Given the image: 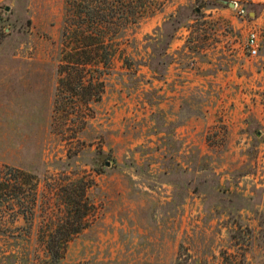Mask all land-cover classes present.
Listing matches in <instances>:
<instances>
[{
  "label": "rangeland",
  "instance_id": "1",
  "mask_svg": "<svg viewBox=\"0 0 264 264\" xmlns=\"http://www.w3.org/2000/svg\"><path fill=\"white\" fill-rule=\"evenodd\" d=\"M221 1L0 0V178L21 182L0 185V264H46L68 183L59 264H264V2ZM89 46L111 63L68 91L64 53Z\"/></svg>",
  "mask_w": 264,
  "mask_h": 264
},
{
  "label": "trees",
  "instance_id": "2",
  "mask_svg": "<svg viewBox=\"0 0 264 264\" xmlns=\"http://www.w3.org/2000/svg\"><path fill=\"white\" fill-rule=\"evenodd\" d=\"M192 12H195V10H192ZM256 13V12H255ZM95 16L92 12H90L89 18ZM84 17H82V19H84ZM176 21H179L178 19H176ZM179 24V22H178ZM91 39H93V36H90ZM93 42L89 43L90 45H92ZM102 44L104 42H101ZM166 48H163L161 52L158 53L159 55V60H157L158 63H161L162 68H165V65L167 64L166 61V53L165 50ZM112 55L113 53H111L110 51H107V48H103L99 51H95L92 50L89 46V48H84V49H80V48H75L69 51H66L64 53V71H66L68 68L73 69V71H71L67 76H63L61 78H59V84H63L66 86V90L70 89H77L79 86L85 85V83H83L84 79L83 76H78L76 73V70L78 69V67H94V71H101V69L99 68V65H102L103 68H106V66H108L111 63L112 60ZM80 69V68H79ZM102 80L99 79V76H93L92 74H90L89 76H87V82H86V93H88L90 96L91 95V90L92 87H95L98 89V94H96V96H94V99H99L100 98V90L99 87H103L102 84ZM60 91V89L58 88L57 91ZM69 91V90H68ZM58 97V96H57ZM56 97V98H57ZM92 99V100H94ZM89 98L86 99V101L84 102L85 104H87ZM74 103V102H72ZM56 108H57V102L55 104ZM58 109V108H57ZM6 175L5 178H0V185L3 186L2 182H5L6 184L10 183H14L13 185H19L21 184L20 182V175H14V174H4ZM10 175V177H9ZM73 184L68 183V184H64L63 185V195L67 197V202L65 203V206L67 208V215H71L72 216H67L64 218L63 222L58 224L51 232H49L47 234V240L45 243V247H46V253H47V259H46V264H59V261L61 259V257L63 256V252H64V248H65V240H67L71 235H73L74 233H77L80 231V229L82 228V226H80V221L82 218V214H78L79 213V208H75L77 207V205L80 204L79 201H76L73 197L76 193V191L74 190V188L72 187ZM84 188L82 187V196H83V192ZM80 195V196H81ZM81 200V199H79ZM72 207V208H70ZM78 214V215H77ZM63 237V240H53L55 237Z\"/></svg>",
  "mask_w": 264,
  "mask_h": 264
},
{
  "label": "crops",
  "instance_id": "3",
  "mask_svg": "<svg viewBox=\"0 0 264 264\" xmlns=\"http://www.w3.org/2000/svg\"><path fill=\"white\" fill-rule=\"evenodd\" d=\"M216 1H217V4H220L222 2L221 0H216ZM253 1H256V2H259V3H263L264 2V0H253ZM164 11L165 12H163V14L166 13V10H164ZM167 13H169L168 15L171 17V12H167ZM163 14H161V15H163ZM250 14H251V16H255V19L256 20L259 19L256 16L257 15V12L256 13L255 12H252ZM236 20H237L236 22H238L241 26H245V23H246L245 19L238 18ZM181 27H183V29L185 30V33L190 32V30L188 28H186L185 25H182ZM167 100H169V99H167ZM177 129L179 131L184 132V135L185 134H188V135L190 134L191 136L189 135V141H190V138L193 139L192 141H195L194 136L199 135L200 134L199 132L201 131L200 130V123L197 122L194 119H190L189 121H186L183 124H179L177 126Z\"/></svg>",
  "mask_w": 264,
  "mask_h": 264
},
{
  "label": "built area",
  "instance_id": "4",
  "mask_svg": "<svg viewBox=\"0 0 264 264\" xmlns=\"http://www.w3.org/2000/svg\"><path fill=\"white\" fill-rule=\"evenodd\" d=\"M236 10H237L236 14L239 18L246 20L249 18V12L246 11L244 8L238 6L236 7ZM259 46L260 43H259L257 29L255 26L250 27L248 29L247 40L245 44L247 55L250 57L255 56L258 53Z\"/></svg>",
  "mask_w": 264,
  "mask_h": 264
},
{
  "label": "water",
  "instance_id": "5",
  "mask_svg": "<svg viewBox=\"0 0 264 264\" xmlns=\"http://www.w3.org/2000/svg\"><path fill=\"white\" fill-rule=\"evenodd\" d=\"M231 4H232V5H234V3H233V2H231Z\"/></svg>",
  "mask_w": 264,
  "mask_h": 264
}]
</instances>
